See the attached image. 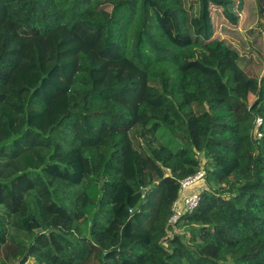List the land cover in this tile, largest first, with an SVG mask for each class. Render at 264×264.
<instances>
[{"label": "trees", "instance_id": "16d2710c", "mask_svg": "<svg viewBox=\"0 0 264 264\" xmlns=\"http://www.w3.org/2000/svg\"><path fill=\"white\" fill-rule=\"evenodd\" d=\"M196 3L0 0V264H264V0ZM83 29L116 55L12 86L33 40Z\"/></svg>", "mask_w": 264, "mask_h": 264}, {"label": "rangeland", "instance_id": "374dc122", "mask_svg": "<svg viewBox=\"0 0 264 264\" xmlns=\"http://www.w3.org/2000/svg\"><path fill=\"white\" fill-rule=\"evenodd\" d=\"M245 1L246 0H234L232 12L235 14H241ZM182 2L192 17L198 14V5L196 0H182ZM221 12L222 11L218 10V8H213V20L217 33L219 32L221 25L227 24V20ZM84 45L96 48L88 49L85 53L93 58H97L100 65H105L110 57H114V55H116L115 49L105 51L103 48L102 33L100 31L89 32L88 30L83 29L82 33L79 34L76 32L61 30L54 36L44 39H35L30 43L29 54L23 64V68L16 75L12 86L14 88H20L23 85H36L39 79L38 68H40V66L37 65L38 60L48 61L43 65V69L47 71L51 66L52 59L54 58L53 55L59 52H65L67 54L66 61L69 64V70L67 77L64 79V81L67 82L69 75L74 71L79 61V54L84 50ZM126 78H131V75L128 74ZM116 101L122 104L121 100ZM114 112H117L116 115L120 118L119 122H126L128 117L122 108L115 107ZM171 224H173L172 220Z\"/></svg>", "mask_w": 264, "mask_h": 264}, {"label": "built area", "instance_id": "2783aa9c", "mask_svg": "<svg viewBox=\"0 0 264 264\" xmlns=\"http://www.w3.org/2000/svg\"><path fill=\"white\" fill-rule=\"evenodd\" d=\"M264 125L262 118H257L255 122L254 135L257 140L263 138L262 127ZM205 187V172L200 171L197 175L186 178L181 181V193L179 200L174 204L173 216L170 219L175 225L186 212H193L200 203L201 193Z\"/></svg>", "mask_w": 264, "mask_h": 264}, {"label": "water", "instance_id": "95a60500", "mask_svg": "<svg viewBox=\"0 0 264 264\" xmlns=\"http://www.w3.org/2000/svg\"><path fill=\"white\" fill-rule=\"evenodd\" d=\"M34 221H35V219H34ZM27 261H28V258H27V257H25V258H23V260L21 261V263H20V264H26V263H27Z\"/></svg>", "mask_w": 264, "mask_h": 264}]
</instances>
